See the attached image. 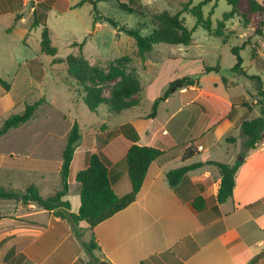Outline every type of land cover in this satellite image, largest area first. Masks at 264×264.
<instances>
[{"label": "crops", "instance_id": "crops-1", "mask_svg": "<svg viewBox=\"0 0 264 264\" xmlns=\"http://www.w3.org/2000/svg\"><path fill=\"white\" fill-rule=\"evenodd\" d=\"M31 1L0 0V17H15V24L3 29L24 42L29 28L23 11L30 7ZM47 2L51 8H57L61 0L33 2V11L37 12ZM68 9L71 8L67 5L60 11ZM189 88L187 92L198 94L189 102L192 115L181 122L184 124L183 134L187 136L185 140L170 136L167 129L161 132L146 128L141 134L133 123H125L135 128L139 136L138 145L158 148L164 154L150 166L136 200L90 231L91 239L94 233L98 246L94 254L85 248L67 220L35 202L24 204L22 200L0 199V264H95L93 258L99 259L98 264H250L255 255L264 250V141L247 152L236 175L234 196L224 204H218L217 200L221 182L217 167L204 165L188 172L176 188L169 185L167 174L173 169L208 161L235 164L241 159L247 139L241 125L244 121L260 117L262 110L259 107L255 112L256 104L252 103L247 107L235 104L242 96L226 100L215 91L201 89L199 84ZM204 94L209 96V107L201 102ZM210 107L213 114L204 121V113ZM237 107H244L245 114L253 116L248 118L244 114L230 118ZM157 117L158 112L155 118L146 120L154 121ZM221 129L234 130V133L232 136L219 133ZM11 134L10 131L0 138V144ZM121 134L111 141L97 134L86 150L79 141L71 171L74 177L70 176L69 191L64 198L71 203V212L78 213L80 209L81 185L76 181V175L87 168L93 153L107 152L112 161L111 169L119 175L115 187L121 194L130 191L127 172L118 168L124 162L130 144L129 138L123 132ZM12 136L19 135L15 133ZM12 136L8 145L0 146V186L25 193L35 185L43 198L55 195L63 187V158L51 163L44 160V155L37 156L34 164L31 160L33 154L30 155L22 143L18 149L13 144L18 137L13 139ZM230 137L236 138V142L229 143L227 139ZM189 147L198 153L185 160ZM75 165L78 166L74 170ZM30 176H36L37 180L29 182ZM26 178L24 182L22 179ZM198 196L206 202V208L200 212L192 207ZM216 206L218 212L214 210ZM254 264H264V254Z\"/></svg>", "mask_w": 264, "mask_h": 264}, {"label": "rangeland", "instance_id": "rangeland-1", "mask_svg": "<svg viewBox=\"0 0 264 264\" xmlns=\"http://www.w3.org/2000/svg\"><path fill=\"white\" fill-rule=\"evenodd\" d=\"M38 1L44 0H32L30 7L23 11L27 19L26 26L29 28L25 42L21 41L19 36L8 34L3 29L15 24V17H0V77L11 86L8 93L0 86V100L4 97L0 102V127L10 116L22 113L27 105L34 104L41 98L47 100V104H44L29 122L11 131V136L15 133L19 135L12 136L13 139L18 137V144L15 140L13 144L20 149L22 143V147L27 149L30 155L33 154L31 160L34 164L37 162V156L42 155L45 161L51 163L58 159L62 161L63 150L75 122L81 129L80 144L83 143L84 150L95 141L97 134L99 137L102 135L104 140L108 138L109 141L120 137V125L129 122L133 123L141 134L145 133L146 128L158 129L161 132L167 129L170 136L185 140L187 136L183 134L184 124L181 122L186 116L192 115L189 102L198 92H187L190 88L184 89L185 92L178 91L160 103L156 120L146 119H150L154 102L164 96L170 84L187 77L195 79L201 89L207 92L215 91L226 100L242 96L234 102L239 106L256 104L255 112L259 107L261 110L264 108V98H260L258 94V78L261 79L264 90V35H255L256 21L264 17L260 13L252 16L248 24L240 14L236 15L226 22L225 36L217 38L201 26L196 28V18L191 13L184 12L181 17L185 25L190 30L195 29L192 43L188 46L157 44L143 61L138 56L135 39L120 32L107 19L120 26L141 27L142 35L145 36L153 31L151 20L155 15L163 12L177 14L190 1L194 7L208 0H119L129 3L134 9L142 10L144 15L122 9L117 0H61L57 8H51L47 2L34 12L32 4ZM258 1L264 4V0ZM81 3L83 4L79 6ZM67 5L71 9L60 11ZM232 10L233 7L226 0H211L203 7L205 18L211 17L214 28L223 20L224 14ZM95 18L99 19L97 23ZM35 20L39 24L33 26ZM45 28L49 30L52 45L58 50L57 63L53 62L54 57L42 53L41 42ZM84 42L86 43L82 48L73 46ZM244 43H247V46L241 51V56L245 73L241 74L233 71L236 57L232 49ZM80 53L91 64L103 69H109L116 64V60L123 57L131 58L129 72L136 75L142 85L141 95L135 96V99L140 101L139 104L120 114L113 113L108 105L92 112L80 97L81 86L69 77L67 71L66 58L70 54ZM217 67L219 71L206 72V68ZM117 81L101 85L104 97H111ZM208 98V95H202L201 102L209 107L211 103ZM234 111L230 118L243 116L246 109L237 107ZM212 114L213 109L210 107L208 112L204 113V121ZM245 116L251 118L253 115ZM219 133L232 136L234 130L228 132L221 129ZM11 136L3 140L0 146L8 145ZM77 166H74V170ZM118 168L126 171L125 162ZM71 176L74 177L73 172ZM28 178L29 182L37 180L36 176ZM48 180L53 182L52 178ZM77 229H80L82 242L95 243L93 237L91 239L89 226L80 225ZM86 231L87 235L84 236ZM263 254L264 250L259 251L250 264H254ZM93 259L94 263L98 264L99 259Z\"/></svg>", "mask_w": 264, "mask_h": 264}, {"label": "trees", "instance_id": "trees-1", "mask_svg": "<svg viewBox=\"0 0 264 264\" xmlns=\"http://www.w3.org/2000/svg\"><path fill=\"white\" fill-rule=\"evenodd\" d=\"M117 1L122 9H125L130 13L140 12L144 15L142 10L134 9L129 3H123L119 0ZM210 1L211 0L204 1L200 5L194 7H192V2L190 1L185 4L182 11L177 14L163 12L155 15L151 20L154 27L153 31L145 36L142 35L141 27L129 28L127 26H120L110 19L107 20L118 28L120 32H124L135 39L138 47V56L145 61L147 55L154 50L155 45L157 44L165 43L175 46H188L192 43L195 29L190 30L185 25V21L181 17L184 12L191 13L196 18V28L201 26L208 31L211 36L217 38L225 36L226 22L238 14L243 17L247 24L251 21L252 16L259 13L264 15V4L258 0H226L233 7V10L225 13L223 20L219 21L218 26L214 28L211 17L205 18L203 13V7ZM82 4L83 3L79 4V6ZM214 9L215 7L213 8L212 13L214 12ZM98 20V18H95V23H97ZM38 24L39 23L35 21L33 26ZM255 35L258 37L264 35V17L256 21ZM85 43L86 42L83 44L76 43L73 46H80L82 48ZM246 46L247 43H244L243 45L235 46L232 49V52L236 57V64L233 71L237 73H245L241 51H243ZM41 47L42 53L54 57L53 62L57 63L56 56L58 50L52 45L50 33L47 28L44 29L42 34ZM253 51L255 52V47H253ZM115 62L116 64L109 69H103L98 65L91 64L81 53L70 54L66 58L68 75L73 81L81 86L80 88L82 90L80 97H82L85 105L92 112H96L103 105H108L113 113L120 114L123 111L136 107L140 102L135 99V96L141 95L142 85L140 79L129 72L128 65L131 63V58L123 57ZM212 71H219V67L206 68V72ZM258 80L260 84L258 94L260 98H264L263 83L260 78H258ZM114 81L117 82L111 92V97H104L101 85ZM197 84L198 82L190 77L176 80L171 83L164 96L154 102L149 118H155L162 101L168 100L170 96L178 91L193 87ZM0 86L6 91L11 89L10 84L4 81L1 77ZM44 104H47V100L41 98L34 104L27 105L22 113L14 114L7 118L0 127V138L4 137L10 131L16 130L29 122ZM245 106L247 107V105ZM120 130L130 141L124 155L127 172L126 180L130 187L128 193L121 194V191L117 190L115 187L119 175L111 169L112 161L109 156H107V152L101 151L100 153H93L90 156L87 168L79 171L76 175V181L81 185L80 209L78 213L71 212V203L64 198L69 191L72 164L76 148L81 140V129L79 124L75 122L69 132L67 143L62 154V189L49 198H43L40 195L39 189L35 185H31L25 193L10 191L0 186V199L22 200L24 204L35 202L41 208L53 212L57 216L71 223L78 237H81V233L77 228L82 224H87L90 230L94 231V228L97 225L124 210L136 200L138 193L142 189L150 166L164 154V151L158 148L138 145L137 142L139 136L131 124L123 125ZM241 130L247 139L243 144L244 151L241 154V159L235 164L208 161L206 163H196L173 169L167 174L169 185L176 188L188 172L204 165H212L217 167L221 174L220 188L217 197L218 204H224L232 199L236 187V175L245 160L247 152L256 149L260 143L264 141V108L262 109L260 117L244 121L241 125ZM227 140L229 143L236 142V138L234 137H230ZM197 153L196 149L189 147L185 152L184 159L188 160ZM209 182L211 181L209 180ZM192 207L196 212L204 210L206 208L204 198L198 196L192 203ZM214 210L216 212L219 211L217 206ZM92 236L95 240L94 233ZM84 246L89 252L94 254L93 252L97 245L92 241V243L84 242ZM105 264L109 263L105 262Z\"/></svg>", "mask_w": 264, "mask_h": 264}]
</instances>
